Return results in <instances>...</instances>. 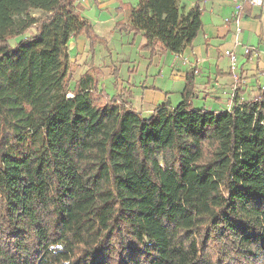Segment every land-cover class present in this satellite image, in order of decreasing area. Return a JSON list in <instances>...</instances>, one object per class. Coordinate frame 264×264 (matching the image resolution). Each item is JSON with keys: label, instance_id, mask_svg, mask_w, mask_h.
<instances>
[{"label": "trees", "instance_id": "1", "mask_svg": "<svg viewBox=\"0 0 264 264\" xmlns=\"http://www.w3.org/2000/svg\"><path fill=\"white\" fill-rule=\"evenodd\" d=\"M120 9L151 56L203 26L198 3ZM82 11L0 0V264H264V89L198 109L191 71L175 108L144 117L90 73L71 88L70 39L103 41Z\"/></svg>", "mask_w": 264, "mask_h": 264}, {"label": "crops", "instance_id": "2", "mask_svg": "<svg viewBox=\"0 0 264 264\" xmlns=\"http://www.w3.org/2000/svg\"><path fill=\"white\" fill-rule=\"evenodd\" d=\"M131 2L136 5L135 1L129 0H80L83 8V16L90 19L98 35L107 36L106 24L108 19L107 12L110 6H120L122 3ZM180 6L186 7L187 10L193 8L197 3L203 10V26L199 31L191 47L182 51V56L177 59L175 53L167 52L166 54H156L151 56L149 52L142 51L141 47L145 43L142 34L134 35L127 33V40L136 47L137 53L140 54L138 60L133 65L138 64L142 58L146 61V71L152 68H159V72L171 71V78L178 88L163 87L156 84L141 82L143 89L141 92L140 112L144 117H152L157 107L166 105L169 108H175L182 101V94L186 86L187 75L195 71V98L204 100V109L212 111H222L229 107V100L235 75L230 68V59L225 55L227 49L234 50L239 56V72L243 75L242 79L246 80L244 88L240 92L243 100L251 101L257 98L259 89H264V79L259 73L264 69V61L258 57L247 58L243 55V48L235 44L234 25L226 24L224 19L230 17L235 10L233 0H178ZM107 10V12H106ZM125 16L119 19L115 14L116 23L124 20ZM242 33L240 40L244 45L258 48L264 52V4L262 6H252L242 16ZM114 31V29H112ZM83 38H86L83 40ZM80 40L83 47H87L88 39L85 35L78 38H71L70 42ZM90 51V46L88 47ZM103 71H106V65ZM149 75V74H148ZM165 76V75H164ZM138 87L137 85H135ZM200 93V94H199ZM176 100L172 101L173 98ZM195 99V100H196ZM195 100H191L194 108L201 109L197 106ZM227 104L223 107L219 105L223 101ZM134 106L133 98L130 100ZM208 105V108H206ZM137 109V108H136ZM138 110V109H137Z\"/></svg>", "mask_w": 264, "mask_h": 264}, {"label": "rangeland", "instance_id": "3", "mask_svg": "<svg viewBox=\"0 0 264 264\" xmlns=\"http://www.w3.org/2000/svg\"><path fill=\"white\" fill-rule=\"evenodd\" d=\"M135 1L138 0H129ZM120 6H110V11L107 12L108 22L106 24L105 35H99L103 41H97L94 46V53L89 51V46L83 47L80 40L75 39L74 42L68 44L69 53V67L70 73L73 77L71 88L74 87L75 81L83 74L90 73L97 81L99 88L110 96H120L124 92H131L129 101L133 98L134 106L140 110L141 92L143 87L141 82L148 84H156L163 87L178 88L174 84V80L170 77L171 71L167 70L165 73H160L159 68H152L146 71L145 64L142 58L139 65H133L135 60H138L140 54L137 53L136 47L127 40V32L120 31L117 28L115 14L121 19L125 16V11L119 8ZM122 7V6H121ZM40 13H32L31 16H39ZM90 20V19H89ZM114 29V31H112ZM96 31V30H95ZM97 33V32H96ZM98 34V33H97ZM86 38H83V40ZM71 40V39H70ZM16 40L11 39L10 44H15ZM89 43V40H88ZM106 65V71H103ZM149 74V75H148ZM165 75V76H164ZM137 85L138 87H136ZM200 94V93H199ZM196 98H193L195 100ZM176 100L174 97L172 101ZM230 101V100H229ZM196 105L203 108L205 107L204 100L196 99ZM179 104V103H177ZM227 101H223L219 107H223ZM208 108V105H206Z\"/></svg>", "mask_w": 264, "mask_h": 264}, {"label": "built area", "instance_id": "4", "mask_svg": "<svg viewBox=\"0 0 264 264\" xmlns=\"http://www.w3.org/2000/svg\"><path fill=\"white\" fill-rule=\"evenodd\" d=\"M235 3V10L233 14L230 17H226L224 19V22L228 25L233 24L234 25V34H235V44L240 45L243 48V55L247 58L251 57H258L264 61V52H261L258 48L251 47L248 45H244L240 40V35L242 33V16L244 11V5L245 2H248L252 6H262L264 4V0H233ZM225 55L228 56L230 59V68L232 73L235 75V83L233 84L232 91H231V97L229 101V107H231L233 100L238 96L240 97V92L244 88V84L246 83V78L243 80L241 73L239 72V56L238 54L231 49H227L225 51ZM175 56L177 59H180L182 56V52L175 53ZM260 77L264 79V69L259 73ZM240 100H243L239 98Z\"/></svg>", "mask_w": 264, "mask_h": 264}]
</instances>
